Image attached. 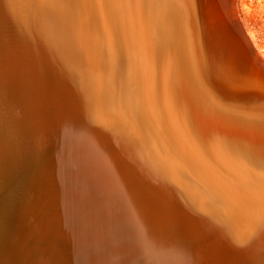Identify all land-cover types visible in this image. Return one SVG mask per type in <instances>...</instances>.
I'll use <instances>...</instances> for the list:
<instances>
[{
    "label": "bare ground",
    "instance_id": "obj_1",
    "mask_svg": "<svg viewBox=\"0 0 264 264\" xmlns=\"http://www.w3.org/2000/svg\"><path fill=\"white\" fill-rule=\"evenodd\" d=\"M124 2L0 0V264H264L251 6Z\"/></svg>",
    "mask_w": 264,
    "mask_h": 264
},
{
    "label": "rangeland",
    "instance_id": "obj_2",
    "mask_svg": "<svg viewBox=\"0 0 264 264\" xmlns=\"http://www.w3.org/2000/svg\"><path fill=\"white\" fill-rule=\"evenodd\" d=\"M251 6V12L241 14L246 19L249 30L254 34L255 40L258 44L264 47V0H247Z\"/></svg>",
    "mask_w": 264,
    "mask_h": 264
},
{
    "label": "snow or ice",
    "instance_id": "obj_3",
    "mask_svg": "<svg viewBox=\"0 0 264 264\" xmlns=\"http://www.w3.org/2000/svg\"><path fill=\"white\" fill-rule=\"evenodd\" d=\"M79 6L88 7L89 6V0H80ZM112 6V5H110ZM124 7H133L135 5V0H125L124 4L122 5ZM262 194H264V186H262ZM261 206L264 207V195H262L261 199ZM262 222H264V216L261 217Z\"/></svg>",
    "mask_w": 264,
    "mask_h": 264
}]
</instances>
